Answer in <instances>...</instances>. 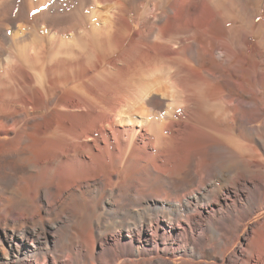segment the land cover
<instances>
[{"label": "bare ground", "instance_id": "1", "mask_svg": "<svg viewBox=\"0 0 264 264\" xmlns=\"http://www.w3.org/2000/svg\"><path fill=\"white\" fill-rule=\"evenodd\" d=\"M178 261L264 264V0H0V264Z\"/></svg>", "mask_w": 264, "mask_h": 264}, {"label": "rangeland", "instance_id": "2", "mask_svg": "<svg viewBox=\"0 0 264 264\" xmlns=\"http://www.w3.org/2000/svg\"><path fill=\"white\" fill-rule=\"evenodd\" d=\"M106 4L109 5V2H106ZM127 5L130 7V10H132V12L130 14V18L132 19L133 18V14L135 12L133 10V7L131 6L132 5V2L131 1H128L127 2ZM77 9L81 11V13L83 14V17L85 18L86 22L89 21L91 19V17L92 18L94 17V16H92V13H91L89 7H87V8L86 7L85 8L83 7L82 9H80L79 6H76L75 5L72 10H77ZM135 10H137V9H135ZM142 10H143V8H139L138 11H142ZM138 27H139V25H137L134 22V29H133V31L135 29H137ZM198 37L200 38V36H198ZM60 40L63 42V44L61 45V48H62L61 50H64V49L66 50L67 47H69L70 50L72 48H78L79 40H77L76 38H74L73 34L70 35V36H66V35L64 36L63 35L62 37H60ZM12 48L14 49L15 47H12ZM163 114H164V110L158 112L157 115H156V118L157 119L162 118L163 117ZM262 217H263V215L262 216L260 215V216L256 217L255 219H253L252 222H256L257 220H259ZM180 263H181V261H178V264H180Z\"/></svg>", "mask_w": 264, "mask_h": 264}]
</instances>
